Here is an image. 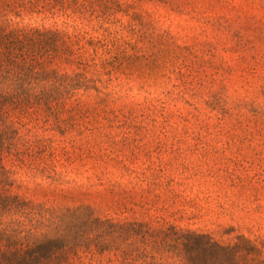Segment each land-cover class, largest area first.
Wrapping results in <instances>:
<instances>
[{
	"label": "rangeland",
	"instance_id": "1",
	"mask_svg": "<svg viewBox=\"0 0 264 264\" xmlns=\"http://www.w3.org/2000/svg\"><path fill=\"white\" fill-rule=\"evenodd\" d=\"M121 2L104 25L117 38L104 94L79 90L70 103L79 98L85 112L50 119V179L4 159L14 191L224 242L264 241V0ZM13 20L105 33L87 19Z\"/></svg>",
	"mask_w": 264,
	"mask_h": 264
},
{
	"label": "trees",
	"instance_id": "2",
	"mask_svg": "<svg viewBox=\"0 0 264 264\" xmlns=\"http://www.w3.org/2000/svg\"><path fill=\"white\" fill-rule=\"evenodd\" d=\"M121 3L0 0V264H264V241L243 234L224 242L197 229L113 218L87 203L50 204L14 191L16 172L4 159L50 179V156H57L50 154V119L84 113L79 98L70 103L79 90L104 94L98 83L115 61L117 41L104 25ZM33 14L93 20L105 33L86 37L76 28L13 20Z\"/></svg>",
	"mask_w": 264,
	"mask_h": 264
}]
</instances>
